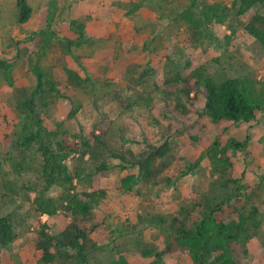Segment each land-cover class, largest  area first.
Here are the masks:
<instances>
[{
	"label": "rangeland",
	"instance_id": "374dc122",
	"mask_svg": "<svg viewBox=\"0 0 264 264\" xmlns=\"http://www.w3.org/2000/svg\"><path fill=\"white\" fill-rule=\"evenodd\" d=\"M27 1L32 7L31 17L23 23L16 19V0H0V57L14 63L13 85L7 84L0 76V194H5L0 198V208L14 212L18 218L17 237L12 243L0 246V264H40L35 248L40 223L36 212L29 208V201L41 183L34 169L25 167L36 162V155L27 150L24 161L15 146L19 130L27 120L24 108L20 109L18 104L25 98L24 91H30L37 80L35 67L50 70L65 92L55 99L49 110L45 109L42 113L48 128H66L70 133L81 131L84 135H88L93 127H98L99 131V126L105 128L106 123L94 104L95 99L110 117L117 116L126 128L127 137L137 139L123 145L117 137L116 145L135 150L144 144L145 139H162L156 119L168 122L163 116L169 114L167 104L173 97L157 85L176 69L187 74L203 66L216 79L244 74L264 76V49L242 28L231 31L227 22L212 26L214 38L196 41L189 35L187 24L182 19L173 20V11L163 14L157 5L150 3L151 0ZM222 1L231 3V0ZM187 2L165 0V12L171 7H183ZM51 10H54L53 18L49 20ZM257 10L264 12V5L255 4L242 17L246 19ZM75 19H83L87 27L88 36L82 40H78V22ZM47 24L55 34L44 53L38 56L40 34L32 35V32ZM68 40L72 42L67 49L65 42ZM65 66L83 76L88 75L94 83L93 91L79 86L66 87ZM121 80L124 84L119 83ZM125 84L129 86L127 89H123ZM134 87L148 98V103L121 114L122 107L113 95L117 92L120 97H126L135 91ZM198 91L199 88H195V92ZM73 108L76 110L70 115ZM246 136L251 154L244 157L243 151H238L232 158L230 174L245 171L252 187V199L264 212V111H259L258 117L251 123L239 122L229 128L223 140L229 137L241 140ZM174 140L178 143L176 151L184 155L185 160L197 158L201 146L189 140L185 132L177 133ZM74 156L77 153L66 157L70 168ZM107 160L110 170L101 178L106 194L94 206L97 217L102 221L92 232V240L96 244L93 259L104 262L116 258L122 251L135 264H152L155 256L139 254L137 246L149 239L156 242L159 248H164L168 243L167 235L147 220L140 222L139 214L144 209L152 214L167 212L198 193L217 188V176L212 173L211 164L205 157L172 185L141 181L127 192L120 188L121 178L136 167H124V161L118 157L107 156ZM85 186V181L77 182V188ZM60 190L55 186L51 194L56 195ZM66 220L59 213L41 214V221H47L52 230L62 228ZM247 247L244 262L264 264V219ZM162 264L187 262L178 250H169Z\"/></svg>",
	"mask_w": 264,
	"mask_h": 264
},
{
	"label": "trees",
	"instance_id": "16d2710c",
	"mask_svg": "<svg viewBox=\"0 0 264 264\" xmlns=\"http://www.w3.org/2000/svg\"><path fill=\"white\" fill-rule=\"evenodd\" d=\"M164 2L151 0L150 3L157 5L163 14L173 11L172 19H182L189 35L196 41L214 38L212 26L227 22L231 31L242 28L264 49V12L257 10L246 19L242 17L255 4L264 5V0H231L230 4L222 0H188L183 7H171L167 12ZM16 8L18 22L30 17L32 7L27 0H16ZM75 21L78 22V40H82L88 36L84 21ZM34 34H40V50L37 52L40 56L55 32L47 24L32 32ZM71 42H65L67 49ZM13 66V62L0 57V76L9 85H13ZM34 69L37 80L30 91H24L25 98L18 104L20 109L24 108L27 120L19 130L15 146L24 161L27 150L36 155V162L25 167L33 168L41 183L29 201V208L36 212L40 223L35 239L40 264H135L122 251L109 262L93 259L96 244L92 232L102 221L94 206L106 194L101 178L110 170L107 156L120 158L124 167H136L121 178L120 188L124 192L133 190L141 181L172 185L193 170L202 158H207L212 173L217 176V188L198 193L167 212L152 214L144 209L139 214L140 222L147 220L151 226L164 231L168 243L159 248L156 242L145 239L136 251L143 256L154 255L152 264H162L169 250H178L187 264H246L247 244L259 229L264 212L252 199L253 191L245 171L230 174L232 158L238 151H243L244 157L251 154L247 148L248 136L241 140L235 137L223 140V136L232 126L239 122L251 123L259 111H264V76L244 74L216 79L203 66L187 74L176 69L157 85L173 97L167 104L169 114L163 116L168 122L156 119L162 139H145L144 144L135 150L116 145L117 137L123 145L137 139L127 137L126 128L117 116L110 117L95 99L105 128L99 126V131L98 127H93L88 135L81 131L70 133L66 128H48L42 113L65 92L50 70ZM64 70L66 87L79 86L93 91L94 83L88 75L83 76L69 66ZM119 83L124 84V81ZM119 83H116L117 87ZM127 87L125 84L123 89ZM195 88L199 91L195 92ZM116 93L113 99L122 107L121 114L148 103V98L136 89L126 97ZM75 110L73 108L70 115ZM183 132L189 140L201 146L193 161L185 160L184 155L176 151L178 143L174 139L177 133ZM72 153L77 156H74L70 168L66 157ZM19 166L24 167L21 163ZM78 181H85L86 186L77 188ZM55 186L61 190L53 195L51 191ZM4 195L0 194V198ZM42 213H59L67 219L66 223L62 228L52 230L47 221H41ZM17 219L14 212L0 208V246L12 243L17 237Z\"/></svg>",
	"mask_w": 264,
	"mask_h": 264
},
{
	"label": "crops",
	"instance_id": "0c3cea01",
	"mask_svg": "<svg viewBox=\"0 0 264 264\" xmlns=\"http://www.w3.org/2000/svg\"><path fill=\"white\" fill-rule=\"evenodd\" d=\"M53 11H54V10H51V11L49 12V18H48L49 20H51V19L53 18V17H52V16H53ZM30 17H31V16H30ZM30 17H29L26 21H28V20L30 19ZM26 21H24V22H26ZM24 22H23V23H24ZM86 28H87V27H86ZM38 29H40V28H38ZM38 29H37V30H38ZM34 31H36V30H34ZM34 31H33V32H34Z\"/></svg>",
	"mask_w": 264,
	"mask_h": 264
}]
</instances>
